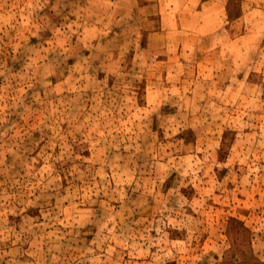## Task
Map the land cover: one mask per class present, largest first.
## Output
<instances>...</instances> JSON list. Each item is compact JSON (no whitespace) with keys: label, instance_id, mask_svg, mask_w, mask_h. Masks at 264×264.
Masks as SVG:
<instances>
[{"label":"rangeland","instance_id":"obj_1","mask_svg":"<svg viewBox=\"0 0 264 264\" xmlns=\"http://www.w3.org/2000/svg\"><path fill=\"white\" fill-rule=\"evenodd\" d=\"M0 264H264V0H0Z\"/></svg>","mask_w":264,"mask_h":264}]
</instances>
